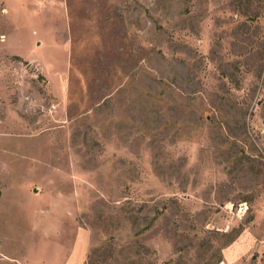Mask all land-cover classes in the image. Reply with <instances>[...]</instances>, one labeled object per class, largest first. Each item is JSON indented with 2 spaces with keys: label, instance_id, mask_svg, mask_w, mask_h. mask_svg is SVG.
Here are the masks:
<instances>
[{
  "label": "rangeland",
  "instance_id": "374dc122",
  "mask_svg": "<svg viewBox=\"0 0 264 264\" xmlns=\"http://www.w3.org/2000/svg\"><path fill=\"white\" fill-rule=\"evenodd\" d=\"M0 264H264V0H0Z\"/></svg>",
  "mask_w": 264,
  "mask_h": 264
}]
</instances>
